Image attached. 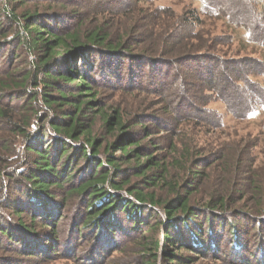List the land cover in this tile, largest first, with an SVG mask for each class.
I'll use <instances>...</instances> for the list:
<instances>
[{
    "label": "trees",
    "instance_id": "1",
    "mask_svg": "<svg viewBox=\"0 0 264 264\" xmlns=\"http://www.w3.org/2000/svg\"><path fill=\"white\" fill-rule=\"evenodd\" d=\"M31 1L0 0V178L16 155L17 138L23 142L24 155L22 166L9 178L15 184V197L0 200L17 220H0V246L27 255L54 254L58 241L53 237L60 238L57 226L69 219L62 212L72 206L67 242L84 240L94 250L107 246L115 250L116 236L134 240L139 264L192 262L191 257L177 254L182 249L212 252L218 248L217 229L223 221L230 226L233 246L242 250L244 238L237 230L238 222L216 215V210L227 206L224 196L211 197L201 207L191 202L201 174L194 171L196 175L185 183L170 179L171 165L158 137L165 128L158 115L124 120L119 110L107 115L98 106L95 87L100 82L125 88L126 78L139 85L145 76L141 68L157 67L156 60L131 53L138 41L133 45L130 34L114 37L108 22L90 27L83 13L38 11L27 6ZM216 12L220 16L225 11ZM249 15L239 20L235 13H227L226 19L245 32L244 43L264 47V13L258 20L257 14ZM187 16H182L185 25L199 22L195 14ZM170 33L175 39L179 32ZM178 59L181 66L199 64L194 71L205 73L206 83L217 77L214 66L201 64L213 62L210 55ZM231 63L232 73L222 72L220 81L231 87L236 80L243 81L259 98L255 105L263 106L261 85L250 82L246 70L235 75L241 65ZM256 106L239 109L248 116ZM41 110L51 114L42 117ZM96 117L113 139L105 141L92 132ZM44 119L47 122L42 124ZM35 120L42 121L37 124ZM167 147L177 150L173 142ZM23 214L30 217L29 225L23 222ZM259 218L258 232L264 230V216ZM37 224L51 229L48 239L41 240ZM257 240L260 257H264V239L259 236Z\"/></svg>",
    "mask_w": 264,
    "mask_h": 264
},
{
    "label": "rangeland",
    "instance_id": "2",
    "mask_svg": "<svg viewBox=\"0 0 264 264\" xmlns=\"http://www.w3.org/2000/svg\"><path fill=\"white\" fill-rule=\"evenodd\" d=\"M206 2L32 0L27 6L38 11L83 13L88 17L84 23L90 27L108 22L107 26L114 37L127 38L126 35L130 34L133 45L134 41H138L137 45L132 46L131 53L156 60L157 67L141 68L145 76L140 79L139 85L135 80L126 78L122 84L126 85L125 88L115 87V83L100 82L95 87L98 106L107 115L114 109L119 110L124 120L139 115H158L165 128L158 137H162L161 142L165 148L161 151L168 155L167 161L171 165L170 179L185 183L192 175L201 174L203 177L198 190L191 197V202L198 206L206 205L211 197L226 198V208L216 210V215L223 220L238 222L237 230L244 238V248L240 251L235 249L232 233L228 230L230 226H225L226 222L223 221L217 229V249L208 253H194L185 249L177 252L191 257L192 262L186 264H264L257 240L259 236L264 239V230L258 232V225H255L259 217L264 216V105H255V102L260 103L259 98L251 93L249 85L243 81L236 80L231 87L219 78L222 72L223 75L232 73L231 61H238L241 66L235 70V75H243L242 72L246 70L244 74L249 81L254 82V85H261L264 93V47L252 42L244 43L245 32L234 27L233 21L226 19L227 13H235L239 20L248 18L249 13H255L259 15H255L258 20L264 13V0ZM216 11L225 12L217 16ZM194 14L199 22L196 20L194 24L185 25L182 16L189 15L188 18ZM174 29L179 32L175 39L171 38L173 34L170 33ZM196 54L214 58L213 62H201L214 66L213 74L217 77H213L215 80L212 83H206L205 73H195L199 64H179L182 60L179 61L178 58ZM221 87H225L224 90ZM254 105L257 108L248 116L239 109L242 107L247 111ZM39 113L42 117H46L47 113L51 114L46 110ZM41 121L35 120V123ZM45 122L46 119L41 123ZM92 132L105 141L113 139L112 135L105 132L99 117L95 118ZM171 142L175 143L176 151L167 147ZM15 145L16 155L12 156V161L8 162L0 178V200L14 198L16 195L15 184L9 178L22 166L24 155L20 138H17ZM194 171L198 173L193 174ZM160 195H164V192ZM62 213L68 214L69 219L57 226V236L60 238L53 237L58 241V250L54 254L27 255L8 245L0 246V264L140 263L134 240L116 236L114 239H118V249L115 250L114 246L104 249L97 247L94 250L92 243L87 244L84 240L76 244L72 240L67 242V236L71 238L72 206L65 208ZM5 218L17 221L10 208L0 205V220ZM22 220L25 224H30L27 214H23ZM46 227L37 224L35 229L43 234V241L51 234V229Z\"/></svg>",
    "mask_w": 264,
    "mask_h": 264
}]
</instances>
